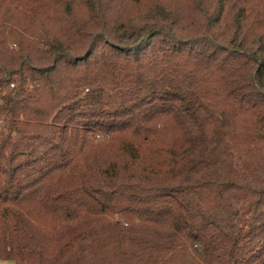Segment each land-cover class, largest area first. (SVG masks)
<instances>
[{"label":"trees","instance_id":"16d2710c","mask_svg":"<svg viewBox=\"0 0 264 264\" xmlns=\"http://www.w3.org/2000/svg\"><path fill=\"white\" fill-rule=\"evenodd\" d=\"M0 259L264 264V0H0Z\"/></svg>","mask_w":264,"mask_h":264},{"label":"rangeland","instance_id":"374dc122","mask_svg":"<svg viewBox=\"0 0 264 264\" xmlns=\"http://www.w3.org/2000/svg\"><path fill=\"white\" fill-rule=\"evenodd\" d=\"M0 264H14L13 261L0 259Z\"/></svg>","mask_w":264,"mask_h":264}]
</instances>
